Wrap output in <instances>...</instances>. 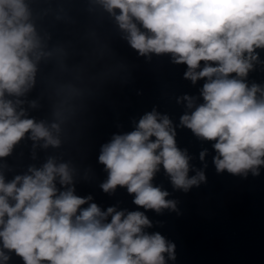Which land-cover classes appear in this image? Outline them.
<instances>
[{
  "label": "water",
  "instance_id": "obj_1",
  "mask_svg": "<svg viewBox=\"0 0 264 264\" xmlns=\"http://www.w3.org/2000/svg\"><path fill=\"white\" fill-rule=\"evenodd\" d=\"M24 3L29 12L26 23L34 29V47L27 55L35 71L21 86L20 94L5 91L2 99L11 103L20 120L43 124L59 144L33 139L32 131L26 132L7 156L0 157L4 183L19 176L20 187L23 177L34 178V172L43 171L50 161L57 168L64 164L71 182L62 185L56 175L57 196L69 189L77 197L90 196L77 215L92 203L102 213L110 207L125 217L143 212L151 227L142 232L150 236L158 233L167 244L175 245V259L164 253L165 264H264V164L256 167L258 174L252 169L240 174L226 169L218 172L216 141L197 136L181 123L184 115L191 116L205 103L202 93L208 78L193 83L185 76L188 65L177 63L172 53L141 55L131 47L130 33L121 29L116 19L120 10L109 12L102 0ZM133 23L146 36L153 35L142 22L133 18ZM252 55L256 59L250 61L246 76L232 73L229 78L240 80L248 90L257 87L259 101L264 99V47L254 48ZM205 64L201 61L195 71ZM151 113L156 114L158 123L164 117L169 119L176 147L188 161L187 178L198 179L199 173L205 176L185 191L174 187L163 165L158 166L151 184L168 192L165 199L175 203V210H145L133 203L135 194H129L126 186L107 193L101 188L108 179V170L98 159L102 147L116 135L137 130L140 120ZM150 140L154 142L156 137ZM8 202L10 206L16 203L11 197ZM109 222L111 215L101 221ZM0 252V264H25L15 250L4 248L2 238Z\"/></svg>",
  "mask_w": 264,
  "mask_h": 264
},
{
  "label": "clouds",
  "instance_id": "obj_2",
  "mask_svg": "<svg viewBox=\"0 0 264 264\" xmlns=\"http://www.w3.org/2000/svg\"><path fill=\"white\" fill-rule=\"evenodd\" d=\"M102 3L109 12L120 10L116 19L121 29L130 33L131 47L141 55L172 53L177 63L188 65L185 76L193 83L208 78L202 93L205 103L191 116L184 115L181 123L197 136L216 141L217 171L240 174L252 169L258 174L256 167L264 164V99H256L257 87L248 90L229 75L246 76L250 61L256 59L254 48L264 47V0ZM28 18L24 0H0V157L7 156L29 130L33 139L45 138L49 144H59L43 124L20 120L11 103L2 99L5 91L20 94L21 86L32 79L35 71L27 55L34 47V29L26 23ZM133 18L153 35L141 33ZM201 61L206 64L196 72ZM152 136L156 137L154 142ZM174 137L169 119L164 117L158 123L155 113L144 116L137 130L116 135L102 147L98 158L108 170L102 190L107 193L126 186L129 194H135L133 203L145 210H175V203L165 199L168 192L151 184L158 166L163 165L174 187L185 191L204 181L205 176L199 173L198 179L187 178L188 161L176 147ZM204 155L202 152L201 159ZM56 175L62 185L71 182L67 166L57 168L51 161L43 171H35L34 178L23 177L20 187L17 183L21 177L9 184L0 177V238L4 248L15 250L25 264H165L164 253L175 259L174 244H167L158 233L150 236L142 232L144 227H151L143 212H130L125 217L110 207L102 213L92 203L77 215L91 197H77L72 189L57 196L53 183ZM9 197L16 201L14 206H10ZM109 215L111 222L101 223Z\"/></svg>",
  "mask_w": 264,
  "mask_h": 264
}]
</instances>
